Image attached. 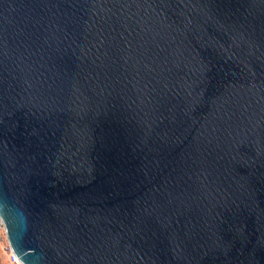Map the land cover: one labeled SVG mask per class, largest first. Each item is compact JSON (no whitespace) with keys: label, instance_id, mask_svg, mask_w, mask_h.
I'll return each mask as SVG.
<instances>
[{"label":"water","instance_id":"obj_1","mask_svg":"<svg viewBox=\"0 0 264 264\" xmlns=\"http://www.w3.org/2000/svg\"><path fill=\"white\" fill-rule=\"evenodd\" d=\"M0 218L22 264H264V0H0Z\"/></svg>","mask_w":264,"mask_h":264},{"label":"built area","instance_id":"obj_2","mask_svg":"<svg viewBox=\"0 0 264 264\" xmlns=\"http://www.w3.org/2000/svg\"><path fill=\"white\" fill-rule=\"evenodd\" d=\"M0 251L11 264H22L13 252L6 236L4 223L0 218Z\"/></svg>","mask_w":264,"mask_h":264},{"label":"rangeland","instance_id":"obj_3","mask_svg":"<svg viewBox=\"0 0 264 264\" xmlns=\"http://www.w3.org/2000/svg\"><path fill=\"white\" fill-rule=\"evenodd\" d=\"M0 264H11L7 261V259L5 258V256L1 253L0 251Z\"/></svg>","mask_w":264,"mask_h":264}]
</instances>
